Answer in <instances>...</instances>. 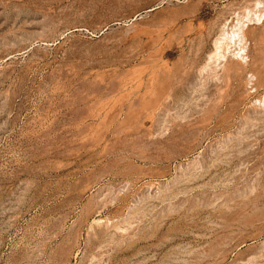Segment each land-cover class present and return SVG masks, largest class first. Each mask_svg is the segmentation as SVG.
I'll use <instances>...</instances> for the list:
<instances>
[{
    "label": "rangeland",
    "instance_id": "1",
    "mask_svg": "<svg viewBox=\"0 0 264 264\" xmlns=\"http://www.w3.org/2000/svg\"><path fill=\"white\" fill-rule=\"evenodd\" d=\"M0 264H264V0H0Z\"/></svg>",
    "mask_w": 264,
    "mask_h": 264
},
{
    "label": "bare ground",
    "instance_id": "2",
    "mask_svg": "<svg viewBox=\"0 0 264 264\" xmlns=\"http://www.w3.org/2000/svg\"><path fill=\"white\" fill-rule=\"evenodd\" d=\"M218 43H219V42H218ZM218 43H217V44H218ZM220 43H221V42H220ZM220 43H219V44H220ZM218 52H219V51H218ZM219 54H220V53H219ZM216 56H217V55H216ZM220 58H222V57H220Z\"/></svg>",
    "mask_w": 264,
    "mask_h": 264
}]
</instances>
